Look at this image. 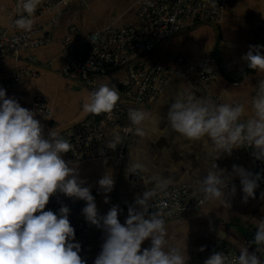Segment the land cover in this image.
<instances>
[{"label": "crops", "instance_id": "0c3cea01", "mask_svg": "<svg viewBox=\"0 0 264 264\" xmlns=\"http://www.w3.org/2000/svg\"><path fill=\"white\" fill-rule=\"evenodd\" d=\"M16 5L14 0H0V16L4 18V22H0V29L11 34L18 32L13 27V21L19 17ZM142 25L138 17V0H88L85 5L74 1L61 5L58 12H44L34 20L31 30L39 37H48L50 43L37 50L21 51L17 57H7L8 70L12 73L28 67L39 74L34 80L16 85L14 92L6 93V97L16 99L26 108L33 97L42 96L53 110L49 122L40 121L45 137L47 138L50 129L62 130L64 137L73 127L95 119V114H86L82 107L87 100V92L93 90L79 79L61 75L64 67L61 43L64 37L73 31L75 37L82 41L89 33L107 26L141 28ZM261 25H264V0H226L221 22L193 24L157 45L150 54L143 55L141 62L158 63L172 70L174 75L158 98L137 107L129 106L149 112L156 121L157 130L151 131L153 124L145 122L149 130L144 138L133 132L126 158L119 166H114L107 160L78 164L79 176L85 181V186L90 187L99 215H105L116 205L120 210L118 219L123 224L128 207L134 205L136 196L145 191L143 180L148 176L170 177L172 183L167 188L186 184L195 198L203 200L200 210L166 223L170 225L169 245L181 249L186 245L189 264H204L210 248L234 250L238 253V244L253 240L256 231L254 220L264 219V196L256 189L253 198L247 201L242 198L240 181L233 174L232 166H243L251 173L252 169L241 144L231 155L222 154L218 158L217 153H211L210 143L205 144L202 140L189 141L172 131L167 126L166 114L177 93L187 90L217 103H244L246 115H252L251 99L258 90L259 81L264 79V73L249 69L242 56L247 53L250 45H264L251 35L253 29ZM211 56L217 60L218 75L211 81L208 89L197 88V74L189 66L199 64ZM123 77V70H116L98 77L97 84H114L118 88ZM65 157L66 153L62 154L64 160ZM137 160L148 168V172L139 174L141 178L126 173L129 161ZM215 162L218 170L225 171L223 175L229 181L225 194L231 207L227 210L219 202L205 201L198 191V182L212 170ZM108 169L113 173L114 187L108 194L109 202L106 204L104 193L97 182ZM228 175H232L233 179ZM233 186L236 188L234 195L231 192ZM79 217L85 225L84 239L79 242L82 259L86 264H93L101 251L104 232L86 223L81 211ZM219 230L223 233L220 237L217 235ZM99 237L103 241L98 240ZM147 247H150V240L141 245L142 250ZM256 248L259 249L258 252ZM262 249L264 246L249 244V252H256L257 256L264 259Z\"/></svg>", "mask_w": 264, "mask_h": 264}, {"label": "clouds", "instance_id": "9594fccd", "mask_svg": "<svg viewBox=\"0 0 264 264\" xmlns=\"http://www.w3.org/2000/svg\"><path fill=\"white\" fill-rule=\"evenodd\" d=\"M41 2L17 0L19 17L13 21L16 29H32L33 14ZM53 10L58 12L60 6ZM0 22H4L2 16ZM242 59L249 69L264 73V45H250ZM258 89V94L251 99L250 116L246 115L244 103H217L187 90L177 93L166 114L167 126L189 141L210 143L211 153H217L218 158L222 154L231 155L240 144L247 142L252 156L264 161V79L259 81ZM118 101H122L118 88L102 82L87 92L82 107L86 114L99 115L111 113ZM126 115L130 125L135 126L134 135L140 138L148 134L145 122L153 124L151 131L157 130L155 119L147 111L130 107ZM109 135L111 139L106 147L114 150L124 137L117 127ZM71 148L60 129H50L46 138L34 112L22 107L16 99L6 97V90L0 87V264H86L79 255L81 245L75 241V229L69 221L70 209L61 205L58 213L45 210L50 197L56 193L84 201L81 213L85 222L103 230L105 238L93 264H189L186 245L183 249L169 245L170 225L159 211L149 212L150 201L167 189L172 183L170 177L148 176L143 180L145 191L128 207L122 224L116 205L105 215H99L90 187L79 176L78 164L62 158ZM146 172L144 163L129 161L127 174L138 176ZM232 172L239 178L243 200L253 198L260 174L254 175L237 165L232 166ZM224 173L215 162L212 170L198 182V191L205 201L219 202L227 210L231 204L225 194L229 181ZM228 176L233 179L232 175ZM97 183L107 204L108 194L114 187L111 169ZM231 192L235 194V186ZM254 221L253 240L237 245L236 264H264V259L256 254L258 248L256 252H249V244L264 246V219ZM217 235H223L221 230ZM146 240H150V247L142 250ZM204 264H226V257L221 251H215Z\"/></svg>", "mask_w": 264, "mask_h": 264}, {"label": "built area", "instance_id": "2783aa9c", "mask_svg": "<svg viewBox=\"0 0 264 264\" xmlns=\"http://www.w3.org/2000/svg\"><path fill=\"white\" fill-rule=\"evenodd\" d=\"M17 2V0H14ZM77 1L87 4L88 0H42L33 14L34 20L44 12L53 10L57 5H67ZM226 0H138V17L141 28H115L107 26L89 33L82 41L70 31L62 43L61 50L64 67L61 75L79 79L86 87L95 90L97 79L116 70H123L124 77L118 87L122 101H118L111 113L95 114L92 122L81 123L68 130L64 136L72 145L65 160L73 164H83L98 160L111 161L119 166L126 158L127 150L135 126L127 119L130 105L137 107L153 101L164 91L172 80L174 72L160 64L141 62L144 54H150L160 43L173 38L181 30L205 21L221 22V15ZM18 18V17H17ZM15 28V26L13 25ZM16 29V28H15ZM251 35L260 44H264V25L258 26ZM50 43L48 37H39L33 30L9 33L0 29V79L6 93H13L16 85L34 80L38 72L28 67L12 73L8 70L7 57L21 51H32ZM217 60L214 56L206 58L189 68L197 74V88L208 89L211 81L217 77ZM259 92L256 90L254 96ZM253 96V97H254ZM32 110L36 118L44 123L50 121L53 110L45 99L37 95L26 107ZM117 127L124 139L113 149H108L110 130ZM131 130H126V129ZM247 154L252 173L260 174L258 190L264 194V161L256 160L251 154L247 142L241 144ZM141 178L140 175L136 176ZM203 200L195 198L188 185L172 186L159 193L150 201L149 212L159 211L165 222L188 216L200 210ZM61 205L70 209L69 221L75 229V241L84 239L85 225L79 213L85 202H77L61 193L50 197L45 210L58 213ZM98 240L103 241L102 237ZM215 251H221L226 257V264H236L238 253L234 250L210 248L208 257ZM264 253V249L261 250ZM79 255L82 258V253Z\"/></svg>", "mask_w": 264, "mask_h": 264}, {"label": "water", "instance_id": "95a60500", "mask_svg": "<svg viewBox=\"0 0 264 264\" xmlns=\"http://www.w3.org/2000/svg\"><path fill=\"white\" fill-rule=\"evenodd\" d=\"M205 22H209L210 23L211 21H205Z\"/></svg>", "mask_w": 264, "mask_h": 264}]
</instances>
